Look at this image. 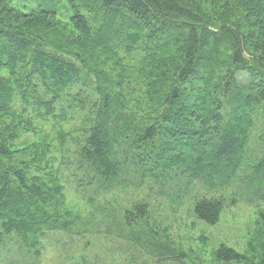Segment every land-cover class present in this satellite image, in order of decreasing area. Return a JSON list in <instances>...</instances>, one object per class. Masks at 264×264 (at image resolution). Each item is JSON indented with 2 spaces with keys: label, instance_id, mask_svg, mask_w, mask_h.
<instances>
[{
  "label": "trees",
  "instance_id": "1",
  "mask_svg": "<svg viewBox=\"0 0 264 264\" xmlns=\"http://www.w3.org/2000/svg\"><path fill=\"white\" fill-rule=\"evenodd\" d=\"M10 1L0 0V71L5 72L0 74V238L14 234L19 245L33 253L39 250L40 231H69L80 220L57 203L60 178L47 146L15 148L22 128L3 119L19 113L15 107L19 104L23 108L19 116H41L58 123L61 113L53 103L66 101L71 109L76 102L78 108L84 105L78 92L60 99L73 83L82 82V69L49 44L51 33L42 23L57 17L54 0H25L30 4L21 7ZM64 1L71 11V29L86 41L75 50L74 59L82 64L83 57L93 58L97 48L107 53L121 33L128 47L139 40L154 103L151 113L118 120V82L110 78L97 84L94 118L79 158L100 181H117L121 168L116 145L133 129L135 142L146 154L161 138L158 158L171 169L186 168L183 176L189 184H225L228 174L239 168L253 112L260 106L264 109V0ZM82 9L100 12L96 28L89 26ZM38 87L48 95L47 101L35 94ZM261 176L264 156L251 180ZM133 209L137 223L148 219L147 206L136 204ZM193 212L199 221L215 225L221 206L201 199ZM125 223L130 227L128 220ZM137 230L128 232L135 241L143 233ZM152 247L159 261L176 258L164 246ZM215 256L222 263L245 261L225 247Z\"/></svg>",
  "mask_w": 264,
  "mask_h": 264
},
{
  "label": "rangeland",
  "instance_id": "2",
  "mask_svg": "<svg viewBox=\"0 0 264 264\" xmlns=\"http://www.w3.org/2000/svg\"><path fill=\"white\" fill-rule=\"evenodd\" d=\"M54 2L57 17L42 23L51 33L49 44L82 69V82L73 83L60 99L78 92L84 105L78 108L80 103L76 102L71 109L66 101L53 103L61 117L58 123H52L41 116L17 115L23 113V108L15 104L19 113L6 114L3 122L20 124L22 128L13 143L15 148L20 146L23 150L32 144L40 148L42 144L47 146L48 156H53L52 165L60 178L57 203L80 222L69 231L49 230L45 234L40 231L39 250L33 253L20 246L14 234L0 238V264H264V177L251 180L256 163L264 156L263 107L253 112L239 168L228 174L223 185H205L201 181L189 184L188 178L183 176L186 168L171 169L158 158L161 138L155 139L153 149L146 154L135 142L137 134L132 133L133 129L122 139L118 136L115 156L120 159V178L108 183L100 181L78 155L94 118L98 100L94 90L97 84L110 78L118 82L115 114L118 120L127 122L139 118L141 113H151L149 109L154 103L147 90L138 48L140 42L132 41L128 47V41L122 43L121 33L107 53L94 49L95 56L83 57L85 61L80 64L72 55L86 41L71 29V11L66 8V2ZM10 4L21 7L30 3L11 0ZM81 12L89 26L96 28L100 12L84 9ZM83 81L86 84H82ZM38 88L35 94L47 101L48 95ZM27 108L29 110L30 106ZM201 199L220 204L221 212L215 225L196 219L193 210ZM136 204L148 209V219L141 224L136 221L138 215L133 209ZM21 217L26 219L24 215ZM127 220L130 227L125 223ZM132 229L143 232L136 241L128 233ZM154 244L172 251L176 258L159 261L152 249ZM220 247L233 250L245 261L219 262L215 253Z\"/></svg>",
  "mask_w": 264,
  "mask_h": 264
}]
</instances>
